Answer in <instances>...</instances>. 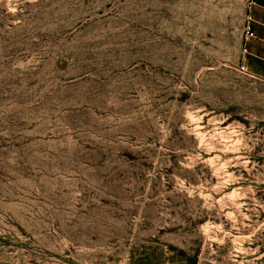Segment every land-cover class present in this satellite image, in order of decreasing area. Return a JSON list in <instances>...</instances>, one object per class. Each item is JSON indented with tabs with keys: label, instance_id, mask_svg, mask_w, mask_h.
Instances as JSON below:
<instances>
[{
	"label": "rangeland",
	"instance_id": "obj_1",
	"mask_svg": "<svg viewBox=\"0 0 264 264\" xmlns=\"http://www.w3.org/2000/svg\"><path fill=\"white\" fill-rule=\"evenodd\" d=\"M244 14L0 0V264H264Z\"/></svg>",
	"mask_w": 264,
	"mask_h": 264
},
{
	"label": "crops",
	"instance_id": "obj_2",
	"mask_svg": "<svg viewBox=\"0 0 264 264\" xmlns=\"http://www.w3.org/2000/svg\"><path fill=\"white\" fill-rule=\"evenodd\" d=\"M254 35L246 37L243 43L241 63L246 70L264 81V0H255L250 8Z\"/></svg>",
	"mask_w": 264,
	"mask_h": 264
},
{
	"label": "built area",
	"instance_id": "obj_3",
	"mask_svg": "<svg viewBox=\"0 0 264 264\" xmlns=\"http://www.w3.org/2000/svg\"><path fill=\"white\" fill-rule=\"evenodd\" d=\"M255 2V0H245V14H244V24H243V29H244V40L246 37H251L254 35L253 27H252V14L250 11V8L252 4ZM246 48L245 46L242 47V52H245ZM239 69L244 72L249 74V72L246 70L245 66L240 63ZM251 75V74H250Z\"/></svg>",
	"mask_w": 264,
	"mask_h": 264
}]
</instances>
